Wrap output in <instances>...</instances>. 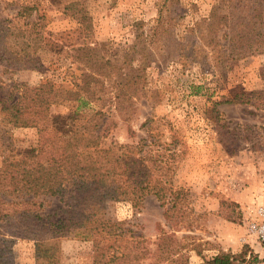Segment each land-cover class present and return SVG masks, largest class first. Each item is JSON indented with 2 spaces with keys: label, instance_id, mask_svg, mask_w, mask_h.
Here are the masks:
<instances>
[{
  "label": "rangeland",
  "instance_id": "374dc122",
  "mask_svg": "<svg viewBox=\"0 0 264 264\" xmlns=\"http://www.w3.org/2000/svg\"><path fill=\"white\" fill-rule=\"evenodd\" d=\"M72 2L90 16L86 39L98 42L99 52L107 58L124 59V53L130 51L131 65L122 68L140 76L139 88H145V93L142 90L130 99L127 120L111 109L108 121L114 120V124L102 143L131 144L140 138L149 141L157 137L159 142L182 148L174 161L172 183L183 189L188 213L184 224L172 225L166 220L164 208L152 194L137 207L129 200L105 202L106 216L123 222L127 230L123 240L139 254L136 264H210L217 253L241 251L247 260L257 255L256 264H264V11L251 12L257 4L253 0H233L231 15L227 0H0V54L16 39L29 40L31 22L49 44L38 49L41 63L36 68L16 69L7 62L8 55H0L1 92L13 81L34 85L51 79L68 88L73 86L69 74H78L79 69L65 53L71 45L83 43L84 37L77 19L64 11ZM216 5L229 21L217 30L221 45H227L226 33L231 27L240 33L249 30L245 34L253 43L251 53L236 60L220 57L216 62L221 48L202 46L206 61L183 65L170 47L173 38L187 41L188 29L207 18ZM159 14L174 19L165 23L161 33L153 34ZM138 21L143 23V36L149 39L130 48ZM203 26L200 24L192 36L194 42H199L200 33L207 34ZM18 28L23 32L17 38ZM143 48L150 50L147 56ZM142 55L148 60L146 66L140 63ZM104 91L101 96H106L107 89ZM252 91L262 92L247 99L246 94ZM109 103L106 96L104 101L95 100L93 106L106 109ZM55 109L65 113L67 106ZM147 118L151 121L144 124ZM148 124L154 137H148ZM38 139L34 127L12 131V146L17 150L37 147ZM1 160L0 154V165ZM30 197L26 194L12 201L3 196L1 206L10 215L17 210L16 200ZM35 199L43 204L42 213L62 205L58 197L39 195ZM222 200L236 203L231 206L234 221L217 213ZM20 205V211L26 207ZM231 207L223 210L229 212ZM9 215L0 221V246L5 240L4 253L14 264H34V241L24 236L23 229L5 224L14 220ZM59 243V264H93L91 240L68 235Z\"/></svg>",
  "mask_w": 264,
  "mask_h": 264
},
{
  "label": "trees",
  "instance_id": "16d2710c",
  "mask_svg": "<svg viewBox=\"0 0 264 264\" xmlns=\"http://www.w3.org/2000/svg\"><path fill=\"white\" fill-rule=\"evenodd\" d=\"M253 3L257 4L251 12L264 11V0H253ZM227 4L231 15L235 9L233 0H227ZM220 10L218 5L213 6L207 18L190 27L187 41L173 38L170 47H174L175 59L183 65L194 61L205 62L207 52L202 46L221 48L217 52L216 62L222 59L220 57L236 60L251 53L253 43L245 34L249 30L240 33L231 27L226 33L227 45H221L217 30L229 24V21ZM64 11H70L77 19L79 33L84 37L83 43L71 45L65 53L79 69L78 74L74 71L69 74L73 86L68 88L51 79L34 85L13 81L4 92L0 91V221L9 215L1 206L5 202L3 196L14 201L16 197L28 194L30 198L16 200L17 210L9 215L14 220H6L5 224L23 229L27 233L24 236L34 241V264H59V241L68 235L92 241L93 264H136L139 254L132 252L127 240H123L127 234L123 222L110 220L106 216L105 202L129 200L132 206L137 207L147 195L152 194L164 208L166 220L172 221V225L179 222L184 224L188 213L183 189L172 183L174 161L181 156L182 148L159 142L150 133V124L148 137L154 138L149 141L140 138L131 144L114 141L105 146L102 143L114 124V120L108 121L111 111H116L122 119L127 120L130 116V99L145 88H139L140 76L122 68L124 64L128 67L131 65L133 56L128 57L130 51L125 52V58L120 60L105 57L99 52L98 42L86 39L90 33V16L75 2L66 4ZM173 19L170 16L163 18L159 14L155 25L157 30L153 34L161 33L165 23ZM142 24L136 22L139 31L136 30L135 41L130 48H135L138 43L145 44L149 39L141 32ZM200 24L206 25L203 29L207 34L200 33L197 36L199 42H194L192 36ZM22 32L18 28L15 36L18 38ZM27 32L29 40L16 39L11 48L6 47L5 52L0 54L8 55L7 62L16 69L39 67L41 62L36 53L49 45L42 32L35 28L34 22H31ZM255 34L258 36L257 32ZM142 51L146 56L150 52L147 48ZM144 55L139 57L142 66L148 65ZM106 89L110 101L108 107L93 106L95 100H105L106 96L101 95ZM259 92L262 91H252L246 97L248 99ZM63 105L67 106L65 113L53 110ZM148 121L151 119L147 118L144 124ZM26 127L36 128L39 134L37 147L17 150L12 146V131ZM39 195L58 197L62 205L42 213L43 204L35 199ZM20 204L26 206L21 211ZM220 205L217 213L234 221L231 206L236 203L222 200ZM228 207H231V211L225 212L223 209ZM4 244L5 240L0 246V264H14L12 258L5 255ZM235 260H239L238 264L259 262L257 255L247 260L245 251L238 254L220 252L209 261L210 264H234Z\"/></svg>",
  "mask_w": 264,
  "mask_h": 264
}]
</instances>
